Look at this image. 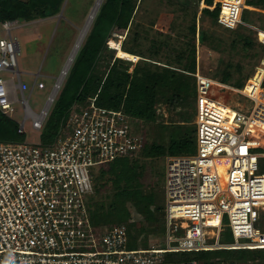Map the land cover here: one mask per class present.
Wrapping results in <instances>:
<instances>
[{
  "label": "built area",
  "instance_id": "built-area-1",
  "mask_svg": "<svg viewBox=\"0 0 264 264\" xmlns=\"http://www.w3.org/2000/svg\"><path fill=\"white\" fill-rule=\"evenodd\" d=\"M215 6L220 25L250 28L264 45V23H256L255 17L260 8L246 0H213ZM22 25L21 20L0 18V72H12L8 79L0 75V110L12 117L15 92L21 93L19 132H25L27 118L33 129L41 130L68 70L62 75L61 68L44 105L33 110L28 97L34 87L46 84L38 71L28 88L20 74L13 31ZM120 37L112 33L107 45L112 47L109 39L121 43ZM262 71L260 67L241 86L199 70L192 73L196 151L164 157L165 247L131 246L127 223L93 219L94 170L120 156L139 157L146 142L135 127L140 121L121 108L100 106L94 95L73 102L49 143L40 138L0 141V264H211L202 262V256L183 255L203 245L229 244L219 241L225 217L231 243L264 245V171L256 172L264 158ZM213 85L231 89V98L209 96ZM177 219L182 220L172 222ZM178 227L184 233L174 238ZM171 240L177 244L170 245ZM173 247L180 251L154 253Z\"/></svg>",
  "mask_w": 264,
  "mask_h": 264
},
{
  "label": "trees",
  "instance_id": "trees-1",
  "mask_svg": "<svg viewBox=\"0 0 264 264\" xmlns=\"http://www.w3.org/2000/svg\"><path fill=\"white\" fill-rule=\"evenodd\" d=\"M137 1L104 0L102 3L100 2L101 5L99 4L94 15L90 30L83 44L79 45L70 69L40 130L39 138L42 143H49L55 138L61 120L74 101L85 100L94 95H96L95 101L98 105L113 109L121 108L135 118V121H140V123L143 121L150 125L151 122L156 121V104L159 102V94L165 88L171 91L166 101L172 108L179 103L184 107H187L188 103H192L191 112L188 109L185 111L182 109L178 122L171 123L173 127L168 133L166 143L162 142L161 137H159L158 142H145L139 157L190 153L193 144L196 142L193 112L196 93L195 76L192 74L195 71V13L192 12V22L190 21L186 26L190 34L186 42L187 48L181 47L178 50L174 60L176 65L171 66L170 60L163 64L148 56L161 49L162 44L161 46H154L156 41L152 40L151 48L148 47L143 50L140 43L145 29L140 23H134ZM203 1L205 5L211 6L213 0ZM62 2L63 0H0V18L2 20L25 21L41 15H51L60 9ZM246 3L260 9L264 8V0H246ZM212 8H202V13L210 15L214 21H217L218 6ZM127 25L126 38L122 40L121 48L126 52L141 56L136 60L131 70L128 63L124 64L123 58L117 56L113 58L114 49L109 48L108 54L104 53L111 28L113 26L126 27ZM234 32L236 38L243 45L253 47L255 41L250 36L241 32ZM165 35L167 38L171 37L168 34ZM210 36L213 39H218L214 35ZM207 37L205 31L200 29L198 40L205 42ZM162 43L168 46V41ZM258 43L264 50V45ZM211 48H217L216 42L211 45ZM105 54L108 55V58ZM263 57L264 54L260 56L258 66L262 65ZM105 58H107L106 67L101 69L100 63ZM232 76V66L228 62L219 72V78L215 79L229 84ZM249 76L251 75L248 74L243 78L235 79L233 81L234 86H241ZM166 112L168 117L174 116L169 110ZM158 126L161 129L168 127L165 122L158 123ZM17 128L18 122L0 110V141H23L25 132H19ZM139 157H127L121 160H115V158L107 162L108 165L98 167L97 171L93 173L92 214L95 222L99 224L127 223L128 215L124 213L126 202H130L138 210L142 208V211L146 213L147 208L155 206L156 211L153 212L152 216L147 217L140 226H137L135 222H130L129 245L135 244L139 239L147 244V237L153 235L159 237L165 230L164 195L160 198L153 185L145 188L142 184L141 176L144 164L141 163ZM107 183L108 187L103 189ZM102 189L104 193L100 196ZM130 229L138 232L139 235L131 234ZM143 247L148 246L143 245ZM191 251H196L197 256H202L201 261L204 263H210V261H222L228 264H252L256 261L264 263V247H221ZM232 254L236 256L232 258L212 257Z\"/></svg>",
  "mask_w": 264,
  "mask_h": 264
},
{
  "label": "rangeland",
  "instance_id": "rangeland-1",
  "mask_svg": "<svg viewBox=\"0 0 264 264\" xmlns=\"http://www.w3.org/2000/svg\"><path fill=\"white\" fill-rule=\"evenodd\" d=\"M103 1L104 0H101V3ZM201 1L202 0H138L136 3L137 7L134 13V23H140V25H142V27L145 29V32H143V38L141 39L142 42L140 44H142L143 50L148 47L151 48V44L153 43L152 40L156 41L154 46H161L162 44L161 49L157 50L156 53L152 55L150 54L148 56L157 60L158 63L165 64L167 60L168 62L170 60V63H172L171 66L176 65L174 60L177 56L178 50L181 47L187 48L186 42L190 34L189 31H187L186 26L190 23V21L192 22V12L194 11L196 28L195 71L199 70V72L204 75L218 79L219 72L224 66L227 65L228 62H230L233 70V76L230 79L231 82L229 83V85L231 84L232 86H234L233 81L235 79L243 78L248 74L252 75L254 74V72L260 69V67L258 66V60L260 56L264 54V50H262V47L258 43L259 41L257 40L256 35L252 29L243 26H238L236 28H227L220 25L217 21H214L210 15L202 13V8H213L209 5H205L204 7H202L203 4H201ZM94 2L95 0H63L60 9L57 10V12H55L54 14L41 15L29 20L22 21L23 25L13 31V33L17 35L20 48L19 52L16 55L18 69L20 70V74L23 79L27 82L28 88L34 79V73L38 71L40 74L38 77L42 78L46 84L45 88L42 89L34 87L31 94L29 95L28 103L33 108V110L39 111L40 108L44 105L46 98L50 93V89L56 81V77L63 67L66 58L70 53L71 48L79 34V29L83 27L88 13H90L89 11H91L94 5ZM261 9L263 10L264 8ZM255 17L256 23H264V12H262L260 9H257ZM91 24L92 23L89 24L86 30V34L81 41V45L83 44L90 30ZM200 29L204 30L206 35L208 36L205 42H201L198 40V32ZM127 30L128 25L126 27L113 26V28H111L109 32V37L112 36V33H117L121 34V36H124L120 37L121 40H124V38H126L125 36ZM234 31L241 32L246 34L247 36H250L253 41H255L253 47H246L245 45H243L241 41L236 38V34ZM165 34H168L171 37L167 38ZM210 35H214L218 39H213ZM118 37L119 35L115 36V40H117ZM164 41L166 43L168 41V46L162 43ZM215 42L217 48L213 49L211 48V45H213V43ZM107 44L108 43L106 40V45ZM109 48L110 47L107 45L104 53H107V51H109ZM117 51L118 50H114L113 58L115 56L120 57L117 55ZM107 54H105L106 57L108 56ZM133 55H136L137 58H141L140 55ZM107 58H105L104 61L100 63L101 69H105ZM123 62L124 64L128 63L129 69L131 70L136 61L135 59H131L130 61H128L123 58ZM67 72L65 76L67 75ZM0 75L8 79L12 76V72L2 70L0 72ZM15 79L16 78H14V81ZM27 91L28 89L25 90L26 94ZM170 92V90L163 88L162 93L159 94V102L156 104L157 118L155 122H151L150 125H147V123L143 121H141V123L135 124V127L142 130L147 143H150L152 141L158 142L159 137H161L162 142H164L165 144L168 139V133L173 127L171 123H176L180 119V111H182V109L183 111L188 109L191 112L192 103H188L187 107H184L179 103L172 108L169 102L166 101V98L171 94ZM15 94L16 100L12 103V117L17 122H20L24 116V111L20 101L21 93L16 90ZM232 94L233 91L231 89L220 88L216 85H213L208 92L209 96L222 101L229 100ZM167 110L173 113L174 116L168 117L166 112ZM193 112L195 116V100L193 103ZM160 122L167 123L168 127H164L161 129V127L158 126V123ZM24 128L25 141L39 140L40 130L33 129L31 127L30 119L27 118L25 120ZM195 151L196 142L193 144V148L190 153H194ZM127 157L133 158L129 156H120L115 160H121L122 158ZM164 157L165 155L154 157H139L141 163L144 164L143 174L141 176L142 184H144L145 188L153 185V188L158 191L160 198L162 195H164ZM108 164L109 163H105L100 165L99 167H103ZM97 169L94 170V173L97 171ZM262 171H264V158L259 159L258 170L256 172L259 173ZM107 187L108 183L103 189H106ZM103 189L99 194L100 196L104 193ZM163 205L165 211V196H163ZM147 209L148 211L146 213L142 211V208H139L138 210L135 206H133V204H131L130 202H126L124 213L128 215V221L126 219L128 227L130 228V224L132 222H135L137 223V226H140L141 224H143V221L146 220L147 217L152 216L153 212L156 211L155 206ZM262 211V217H264V209ZM181 220L182 219H177L175 221L172 220V222L180 223ZM262 224L264 223L262 222ZM130 232L131 234H134L136 236L139 235L138 232H135L133 229H130ZM183 233L184 229L178 227L176 231L172 233V235L175 238L181 236ZM140 236L143 235L140 234ZM147 238V244H144L143 240L139 239L137 240V242H135V244H132L131 246H167L166 228L159 237L153 235ZM210 241H213V238L210 239ZM219 241L225 243L234 241V237L232 236L231 229L228 224V219L226 217L223 219V229L221 231ZM240 241L246 240L241 239ZM175 244H177V240L170 241V245ZM172 253L173 252H167L164 254L171 255ZM197 255L198 254L196 252H186L183 256H187V258H189L198 257ZM234 256L236 255L232 254L229 256L212 257L232 258ZM219 262L222 261H210L211 264H217ZM252 264L264 263L256 261Z\"/></svg>",
  "mask_w": 264,
  "mask_h": 264
},
{
  "label": "bare ground",
  "instance_id": "bare-ground-1",
  "mask_svg": "<svg viewBox=\"0 0 264 264\" xmlns=\"http://www.w3.org/2000/svg\"><path fill=\"white\" fill-rule=\"evenodd\" d=\"M101 0H95L94 2V5L91 9V11H89L90 13H88V16H87V19L86 21L84 22V25L81 29H79V34L71 48V51L70 53L68 54L67 58H66V61L64 63V66L62 68V75L65 74V71L69 68V66L71 65L73 59H74V56L78 50V47L79 45H81V41L83 40L84 38V35L86 34V30L89 26V24L91 23L92 21V18L94 17L95 15V12L100 4ZM109 43L111 44V46L113 48H115V50H118L117 51V55L120 56V58H124V59H127V60H134L137 58L136 55H133V54H130L128 52H124L121 50V43L120 42H116L114 41L113 39H109ZM263 69L264 71V67L262 66H259ZM262 71V72H263ZM221 247H247V248H256V247H264V245H260V244H250V243H240V242H234V243H229V244H210V245H203V246H200V247H196V249L194 250H201V249H215V248H221ZM154 253H157V254H164V253H167V252H177V251H180L179 248L177 247H173V248H161V249H154Z\"/></svg>",
  "mask_w": 264,
  "mask_h": 264
},
{
  "label": "crops",
  "instance_id": "crops-1",
  "mask_svg": "<svg viewBox=\"0 0 264 264\" xmlns=\"http://www.w3.org/2000/svg\"><path fill=\"white\" fill-rule=\"evenodd\" d=\"M215 1H217V0H215ZM199 4H200V3H199ZM201 4H203V6L205 5V3H204L203 0L201 1ZM203 6H202V7H203ZM202 7H201V8H202ZM210 7H213V6L211 5ZM261 11L264 12V9H263V10L261 9ZM259 66L264 67V58L262 59V65H259Z\"/></svg>",
  "mask_w": 264,
  "mask_h": 264
},
{
  "label": "clouds",
  "instance_id": "clouds-1",
  "mask_svg": "<svg viewBox=\"0 0 264 264\" xmlns=\"http://www.w3.org/2000/svg\"><path fill=\"white\" fill-rule=\"evenodd\" d=\"M110 48H112V49H114V50H115V48H113V47H110ZM121 58H122V57H121ZM126 60H127V59H126ZM129 61H130V60H129ZM69 67H70V66H69ZM68 69H69V68H68ZM67 71H68V70H67ZM254 73H255V72H254ZM249 77H250V76H249ZM212 78H213V77H212ZM246 79H247V78H246ZM246 79H245V80H246Z\"/></svg>",
  "mask_w": 264,
  "mask_h": 264
}]
</instances>
